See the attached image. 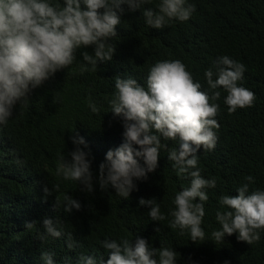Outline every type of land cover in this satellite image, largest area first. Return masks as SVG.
Returning a JSON list of instances; mask_svg holds the SVG:
<instances>
[{
    "label": "trees",
    "instance_id": "trees-1",
    "mask_svg": "<svg viewBox=\"0 0 264 264\" xmlns=\"http://www.w3.org/2000/svg\"><path fill=\"white\" fill-rule=\"evenodd\" d=\"M63 4V0H51ZM161 0H151L145 8L158 11ZM195 11L186 21L173 20L155 29L147 25L140 10L132 12L123 4L111 61H98L97 71H81L82 52L94 54V47L78 49L76 59L66 69L35 88L17 104L7 124H0V264H44L41 253L50 252L56 264H76L80 254L95 257L97 264L109 258L104 239L148 240L151 247L176 251V264H264V230L260 240L249 245L238 233L216 242L212 233L221 229L217 211L223 195H236L246 176H253L250 192L264 190V0H187ZM227 55L245 65L239 84L255 94L254 106L229 114L224 90L216 101L219 128L215 148L198 153L202 177L216 179V187L206 189L205 216L201 227L205 239L193 242L187 230L169 227L178 192L190 186V178L180 176L168 160L175 141L161 137L158 167L146 180H134L137 190L128 199L111 186H99V165L106 153L124 142L123 121L111 112L116 92L115 79L134 78L143 86L150 68L159 61L180 60L202 90L209 92L205 71ZM91 68V65H88ZM89 97L98 113L89 107ZM73 136L83 137L80 147L89 153L94 174V191L86 192L77 181L56 174L61 157L71 161ZM138 147V146H137ZM143 166V160H140ZM59 185L57 191L55 186ZM51 190L45 198L44 187ZM77 199L81 210L64 211L63 198ZM61 203L55 207L56 198ZM140 198L155 199L163 221H152L148 206ZM58 221L62 236H48L43 220ZM27 222H33L31 229ZM161 230L156 232V228ZM71 236V241L68 237ZM42 237H44L42 239ZM75 245L68 248V243Z\"/></svg>",
    "mask_w": 264,
    "mask_h": 264
},
{
    "label": "clouds",
    "instance_id": "clouds-1",
    "mask_svg": "<svg viewBox=\"0 0 264 264\" xmlns=\"http://www.w3.org/2000/svg\"><path fill=\"white\" fill-rule=\"evenodd\" d=\"M151 0H63L53 4L51 0H0V124H7L17 104L29 96L35 88L68 68L76 59L78 49L94 47V54L82 52L86 62L81 71H97L98 61H111L115 46L110 39L117 37V26L121 23L123 4L129 10L141 11L147 25L155 29L165 27L170 21L188 20L195 11V5L187 0H161L158 11L145 8ZM91 65V68H88ZM245 65L223 55L204 76L209 92L202 90L201 83L194 80L191 72L180 60H164L154 64L149 71L146 86L136 79L116 77L111 112L123 121L124 142L106 153V162L99 165L98 183L101 189L109 186L118 196L128 199L137 190L134 180H146L148 173L158 167L161 137L175 141L178 147L169 149L168 160L174 162L178 175L190 178V186L178 192L174 199L175 210L170 214L173 220L169 227L187 230L191 240L205 239L201 227L205 216L204 203L209 196L206 189L216 187V179L202 177L198 165V153L215 148L219 128L216 119L223 89L227 93L224 103L229 114L237 109L254 106L255 94L241 86ZM92 112L99 109L89 97ZM76 145L69 155L57 164L56 174L64 180L77 181L82 190L94 191V174L89 153L83 137L73 136ZM138 146V147H137ZM143 160V166L140 163ZM236 195H223L219 204L227 211H217L216 219L221 229L212 233L216 242L225 236L238 233V240L251 245L260 240L264 230V190L250 192L249 185L254 177L249 175ZM59 190V185L55 186ZM45 198L51 195L44 187ZM56 198L55 207L60 204ZM64 211L72 213L81 210L82 205L70 195L63 198ZM140 206H148L152 221L166 219L161 214L155 199L140 198ZM58 221L43 220L48 236L59 238ZM33 222H27L31 229ZM156 232L161 229L157 227ZM44 237H42L43 239ZM71 241V236L68 237ZM102 247L109 258L100 264H176V251L167 247H151L148 240L137 236L134 241L104 239ZM75 245L68 243V248ZM44 264H56L53 254L41 253ZM70 264V262H69ZM76 264H97L95 257L80 254ZM227 264V262H226Z\"/></svg>",
    "mask_w": 264,
    "mask_h": 264
}]
</instances>
